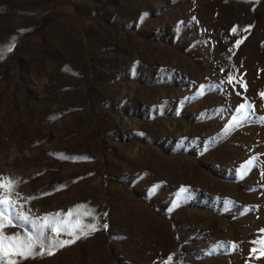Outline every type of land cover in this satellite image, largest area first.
I'll list each match as a JSON object with an SVG mask.
<instances>
[{
    "label": "rangeland",
    "instance_id": "374dc122",
    "mask_svg": "<svg viewBox=\"0 0 264 264\" xmlns=\"http://www.w3.org/2000/svg\"><path fill=\"white\" fill-rule=\"evenodd\" d=\"M0 57L13 199L101 226L19 264H264V0H0Z\"/></svg>",
    "mask_w": 264,
    "mask_h": 264
},
{
    "label": "snow or ice",
    "instance_id": "6c2138e0",
    "mask_svg": "<svg viewBox=\"0 0 264 264\" xmlns=\"http://www.w3.org/2000/svg\"><path fill=\"white\" fill-rule=\"evenodd\" d=\"M147 15V14H145ZM236 28L232 29L236 32ZM24 31V29H21ZM242 41H236L238 47ZM13 47H8L7 51H12ZM2 58V57H0ZM237 81L244 88L246 84L242 80H237L232 74L227 77V83L233 84ZM224 83L223 81L221 84ZM219 87V86H217ZM200 95L204 94V86H201ZM264 97V93H261ZM252 106L247 102L241 103L236 107V115H233L231 122L225 127L224 133L232 131L234 128L243 126V124L252 122L251 112ZM260 121L264 123V117H260ZM72 159H87V157H74ZM256 158L253 157L247 162V166L254 164ZM241 172V177L244 175ZM19 181L14 177L0 176V264H19L20 260L28 259L36 256H52L59 249L65 248L74 244L77 240L90 236L100 230V225L95 222H85V218H95V213L91 209L84 210L85 205H77L76 210L69 209L66 213L57 212L45 214L43 217L31 219L30 215L23 210L22 205H18L17 200L13 199V190ZM187 189H181V192H186ZM34 199V197L29 198ZM175 206H179L177 203ZM171 211V209H170ZM14 220L22 221L25 224L31 223V228L34 230L27 231L26 234L8 235L4 230L9 226H14ZM104 229L108 228L107 224H103ZM264 233V229L261 230ZM70 238L64 239L62 236ZM258 247H253L250 254L255 258L264 257V236L254 241ZM225 242H220L217 248H224ZM229 247L231 250H236L238 245L232 242ZM217 248L212 249L213 252ZM174 257L170 254L164 261V264H172Z\"/></svg>",
    "mask_w": 264,
    "mask_h": 264
}]
</instances>
